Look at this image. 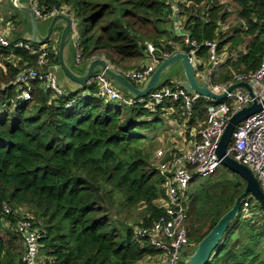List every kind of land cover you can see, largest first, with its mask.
<instances>
[{"label":"trees","instance_id":"obj_1","mask_svg":"<svg viewBox=\"0 0 264 264\" xmlns=\"http://www.w3.org/2000/svg\"><path fill=\"white\" fill-rule=\"evenodd\" d=\"M173 1L35 0L43 15L65 8L84 21L86 29L77 43L81 63L103 55L114 69L127 73L140 69L147 55L145 42L163 54L186 52L184 38L175 31L176 20L182 22L185 17L180 22L182 30L198 45L195 55L200 61L208 59L204 43L216 42L220 55L226 47L236 51L244 38H250L245 52L237 50L236 59L226 61L227 71L212 81L224 84L235 73L258 69L264 54V0H235L245 30L228 35L219 30L227 13L215 1L207 0L204 11L199 9L204 0H188L187 6L177 1L178 13ZM11 39L21 40V36L13 33ZM37 60L38 54L0 47V63L5 68V72L0 68V220L6 219L17 237L18 216L5 215L2 205L12 211L34 210L40 220L28 211L24 218L30 217L36 226L45 222L40 250L44 249L52 264H137L157 254L134 233L159 218L162 209L155 202L164 196L159 174L149 162L150 149L144 148L147 136L143 133L160 121L162 110H180V106L162 103L151 112L96 97L97 88L90 85L53 98L38 81L29 82L28 99L18 98L14 78L26 68H38ZM56 64V51H50L44 69ZM164 85L174 86L168 81ZM204 106L200 99L192 120H204ZM244 187L240 176L222 167L189 186L186 227L191 245L208 234ZM112 195L121 196L122 210H142L138 225L117 226L106 203ZM248 215L239 213L229 224L207 264H264V206L250 198ZM0 264H23L21 256L12 255L1 240Z\"/></svg>","mask_w":264,"mask_h":264},{"label":"built area","instance_id":"obj_2","mask_svg":"<svg viewBox=\"0 0 264 264\" xmlns=\"http://www.w3.org/2000/svg\"><path fill=\"white\" fill-rule=\"evenodd\" d=\"M180 0H175L172 7L178 13ZM30 7L36 19L49 20L57 13H62L73 17L67 13V9L57 12L52 10L47 15H43L37 9L35 0H29ZM183 4V3H181ZM74 19V18H73ZM7 27L0 30V47L14 48L26 51L30 55L38 54L37 67L26 68L19 72L14 78V83L19 91L18 98L28 99L29 82L38 81L42 86L52 93L53 98L67 96V93L56 84L55 76L52 72L44 70L49 65L50 51L55 49V45L38 46L30 42L11 39V32ZM175 31L184 38V43L188 50L184 52L191 62V55L196 54L198 45L189 40L187 34L182 30L181 23H177ZM76 41V34L73 33ZM57 43V39L55 40ZM216 42L204 43L208 48V71L205 79L201 72H197L199 79L207 83L208 89L214 94H221L227 87L235 83H246L251 89L253 98L242 88H237L228 93L221 101L203 97L198 94H189L181 87L175 85H161L151 91L145 98H126L114 87L112 80L103 71L95 73L88 81L87 86L97 88L96 97L110 101L120 102L127 106H139L155 112L162 103H176L180 106L182 116L189 118L193 113L195 105L200 99L204 101L205 118L201 121L198 129V139L189 150L185 152L173 149L164 150L159 148L154 153V168L159 174L160 188L164 196L157 199L155 205L162 209V214L148 228L135 229V238L144 244H148L158 251L153 256L143 259L145 264H150L151 259H155L156 264H180V256L184 253V248L193 247L188 239L187 201L186 194L189 186L197 180L206 179L214 175L220 168V162L216 157V150L219 140L226 128L229 118L244 107H249L253 101L262 103L264 101V54L258 69L251 73H235L227 83L220 84L212 81L219 75L220 62L225 59L223 53L217 55ZM57 46V45H56ZM146 59L150 63H144L139 70L122 73L129 81L138 86L149 77L157 65L160 63L159 57H168L156 49L152 43H146ZM226 49V48H225ZM56 51V50H55ZM172 55V54H171ZM200 61V60H199ZM109 64L108 61L105 60ZM76 63L80 64V55L76 54ZM110 65V64H109ZM111 66V65H110ZM112 67V66H111ZM226 155L238 163L247 167L258 181L261 191L264 193V108L251 115L238 124L232 134L231 141L226 148ZM250 196L243 200L240 213L243 217L248 216ZM2 212L5 215L17 217L14 229L22 247L21 262L23 264H52V259L46 258L40 248L39 239L42 229L36 226L31 218H24L20 213L11 210L7 205H2ZM40 225V223H38ZM188 249V251L190 250Z\"/></svg>","mask_w":264,"mask_h":264},{"label":"water","instance_id":"obj_3","mask_svg":"<svg viewBox=\"0 0 264 264\" xmlns=\"http://www.w3.org/2000/svg\"><path fill=\"white\" fill-rule=\"evenodd\" d=\"M6 2L8 7L20 16L24 24L31 25L29 31L23 29L21 33L22 41L45 46L53 34L58 35L56 46L57 64L49 66L48 71L52 70L54 73L59 74L57 86L59 88L67 87L72 94L86 89L91 77L95 73L103 71L112 80L115 87L122 90L130 98H145L151 91L163 85L161 84L162 75L166 74L172 67L178 66L183 72V77L175 81L174 84L189 94H198L221 102L228 93L237 88H242L253 98L251 89L246 83H235L227 87L226 91L221 94L212 93L208 89L207 83L197 77L198 69L202 67L201 62L195 54L191 55L192 61L190 62L187 55L182 51H177L168 57H159L160 63L153 73L138 86L129 81L122 72L111 67L103 58L92 59L89 62L78 64L72 69L69 64L71 58L67 50L73 40V17L57 13L48 20L41 30L30 7L29 0H6ZM207 71L208 67L201 72L205 79L207 78ZM262 108H264V101L262 103L253 101L249 107L242 108L229 118L219 140L216 157L220 162V167L228 169L245 181V187L232 207L218 220L208 234L191 248L192 253L187 255L186 258L180 259L181 264H207L210 261L214 252L217 251L218 244L227 231L229 224L239 215L243 200L248 196L264 206V193L261 191L253 173L247 167L226 155V148L231 141L235 127L251 115L261 111Z\"/></svg>","mask_w":264,"mask_h":264},{"label":"rangeland","instance_id":"obj_4","mask_svg":"<svg viewBox=\"0 0 264 264\" xmlns=\"http://www.w3.org/2000/svg\"><path fill=\"white\" fill-rule=\"evenodd\" d=\"M188 0H180L179 4L181 5H189ZM205 2L200 6V11H204L205 10V7H206V1L207 0H204ZM215 1V4H219L223 7L224 9V12L227 13V17L225 19V22L223 24H221L219 26V30L228 35V34H231V33H234V31H236L237 29H240L242 31L245 30L244 26H243V23L242 21L239 20L237 14H238V7L237 5L235 4V0H213ZM3 3L6 2V0H3L2 1ZM212 3H209V5H211ZM6 5H7V2H6ZM3 14V13H2ZM71 15L73 16L74 18V22H75V32L73 31L74 34H76V38H77V41H79L84 32H85V29H86V24L84 23V21L78 17V16H75L71 13ZM13 18H15L17 21H18V25L20 27V29H27L28 31L30 30L31 28V25L28 24H24L22 19L20 18V16L13 11ZM182 20V24L185 20V17L181 18ZM48 22V20L46 19H37V24L39 25V27L41 28V30L43 29L42 26H44L46 23ZM181 24V26H182ZM164 29L166 30H169V25H165L164 26ZM16 34V33H15ZM12 35V34H11ZM58 38V35L57 34H53V36L50 38L49 40V44L48 45H51V46H54V44L57 45L56 43V39ZM76 41H74V39L72 40V43L71 45L68 46V54L70 55V61H71V68L74 69L76 67V53H77V45L75 44ZM145 43H151V42H145ZM250 43V38H244V41H243V45H240L238 47V51H244L245 50V47ZM46 45V46H48ZM56 45H55V49L53 50V52H55L56 50ZM177 49H179V47H177ZM101 58H104L103 55ZM147 57H145V59L141 62L140 65L144 64L145 62L146 63H150V60L149 59H146ZM201 64H202V67L205 69L206 67L209 66L208 63V59L207 60H204V61H200ZM13 63L15 64L16 61L13 60ZM221 64V62H220ZM219 67V65H218ZM0 68L4 70L5 72V68H4V65L2 63H0ZM45 70V69H44ZM48 71V69L46 70ZM53 73V75L55 76V80H56V83H58L59 81V74H56L54 73L52 70L50 71ZM183 77V72L182 70L178 67V66H174L172 67L166 74L162 75L161 77V84L164 85V83L166 81L170 82V83H175V81L177 80H180L181 78ZM197 77L199 78V75L197 74ZM197 78V79H198ZM200 80V79H199ZM113 85H115L113 82H112ZM115 87V86H114ZM63 91H65L66 93L68 94H72L67 87H63L61 88ZM124 97L126 98H129V96H127L126 94H124V92L122 90H119ZM173 117H176V116H173ZM171 126H166L164 125L163 121H159L157 123H155L151 128L150 130H147L146 132H144L143 134L147 136L146 140L143 142L144 144V148L145 149H150V152H151V158H150V164L152 167H154V153L157 149L159 148H162L164 150H167V149H171V144H167V146H163L161 145L160 143L158 144L157 141V138L160 137L162 134L165 136V139L167 138H171V137H178L180 138L181 135L185 134L186 130L184 128H179L178 127H175L176 123L173 121V124L171 122L170 124ZM179 131V133H177ZM181 139H178V141H180ZM167 147V148H166ZM177 148V146H176ZM198 181V180H197ZM105 190V189H104ZM112 198L109 203L108 201H106L107 205H108V211L110 213V215L113 217L114 221L116 222L117 226L121 228L120 225H129V226H136L138 225V223L142 220V216L140 215L142 213V210L139 208V207H133L131 208V210L129 211H124L120 208L119 206V201L122 199L121 196H118V195H112ZM252 201H255L254 199H252ZM256 202V201H255ZM15 211H17L18 213H20L23 217L26 215V212H30V216H34L35 218L39 219L35 214H34V210L30 209V208H27V211H26V208L24 207H20V208H16ZM250 215L246 216V217H249ZM30 218V217H29ZM40 220V219H39ZM40 227L42 228L43 227V224L45 222L43 221H40ZM43 222V223H42ZM40 228V229H41ZM0 240L3 242L4 244V247L12 254V255H15L16 258H19L21 255H22V247H21V244L19 242V240L17 239V237L15 236L14 234V231H13V227H11V225H9V223L7 222L6 219H2L0 220ZM262 244L264 245V241L262 242ZM188 249H190V247L188 248H184V253L180 256V259L181 258H186L187 257V254H191L192 253V250L190 249L188 251ZM44 250V249H43ZM42 250V254L44 255V251ZM144 259V258H143ZM143 259L137 263V264H145ZM150 264H156V261L155 259H151L150 260ZM181 264V263H180Z\"/></svg>","mask_w":264,"mask_h":264},{"label":"crops","instance_id":"obj_5","mask_svg":"<svg viewBox=\"0 0 264 264\" xmlns=\"http://www.w3.org/2000/svg\"><path fill=\"white\" fill-rule=\"evenodd\" d=\"M2 1L3 0H0V30L5 29L7 27L8 22H10L11 24H9L8 26L10 28L11 34L16 33L15 36H21L23 29H20V27L18 25V21L16 19H15L14 23L11 21V19L13 18V11L8 7V5H6V2L3 3ZM176 21L177 22H175V23H180L179 19H177ZM43 28H44V26H43ZM73 31L75 32V22L73 24ZM224 50H225L224 51L225 59L222 60L220 66H219V71H218L219 73L227 71V65H226L227 59L229 58V59L235 60L237 53H238L237 50L235 51L233 49L230 50V52H229L227 50V47ZM243 52H245V50ZM13 60H15L17 62L16 59H13ZM13 60H11V63H13ZM69 64L71 65V61L69 62ZM173 116H176V117H173ZM159 119H160V121L161 120L163 121L165 127L171 126L170 125L171 122L173 124V121H174L176 123L175 127H178V129L184 128L186 130V132H185V134L181 135L180 138H178L176 136V137H171V138L165 139V136L162 134L160 137L157 138L156 142H158V144L160 143L163 146H167V144H171V146H173V147H171V149H173L175 151H179V152H185V151L189 150L190 147L193 145V143L198 139V136H197L198 135V129H199L202 122L197 117H195V119L192 120V114L189 118H186L185 116H182L181 110H179L177 108L176 109L175 108H169V109L162 110L161 116ZM191 121H192V123H191ZM177 133H179V131ZM178 139H181V140L178 141ZM176 146H177V148H176Z\"/></svg>","mask_w":264,"mask_h":264}]
</instances>
